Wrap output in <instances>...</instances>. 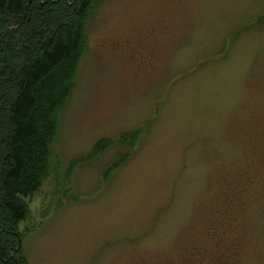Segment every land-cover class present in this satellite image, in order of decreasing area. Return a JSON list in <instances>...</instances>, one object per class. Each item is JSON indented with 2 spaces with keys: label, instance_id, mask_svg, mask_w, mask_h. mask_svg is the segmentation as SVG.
Segmentation results:
<instances>
[{
  "label": "rangeland",
  "instance_id": "rangeland-1",
  "mask_svg": "<svg viewBox=\"0 0 264 264\" xmlns=\"http://www.w3.org/2000/svg\"><path fill=\"white\" fill-rule=\"evenodd\" d=\"M86 34L27 264H264V0H100Z\"/></svg>",
  "mask_w": 264,
  "mask_h": 264
},
{
  "label": "trees",
  "instance_id": "trees-1",
  "mask_svg": "<svg viewBox=\"0 0 264 264\" xmlns=\"http://www.w3.org/2000/svg\"><path fill=\"white\" fill-rule=\"evenodd\" d=\"M99 1L0 0V264H27L16 250L25 198L51 174L50 146ZM127 140L135 142L136 132L101 139L83 162Z\"/></svg>",
  "mask_w": 264,
  "mask_h": 264
},
{
  "label": "water",
  "instance_id": "water-1",
  "mask_svg": "<svg viewBox=\"0 0 264 264\" xmlns=\"http://www.w3.org/2000/svg\"><path fill=\"white\" fill-rule=\"evenodd\" d=\"M19 248H20V242L18 243V249H19ZM18 249H17V250H18Z\"/></svg>",
  "mask_w": 264,
  "mask_h": 264
}]
</instances>
